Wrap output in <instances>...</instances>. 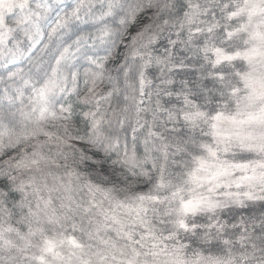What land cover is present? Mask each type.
<instances>
[{
	"label": "snow or ice",
	"instance_id": "1",
	"mask_svg": "<svg viewBox=\"0 0 264 264\" xmlns=\"http://www.w3.org/2000/svg\"><path fill=\"white\" fill-rule=\"evenodd\" d=\"M0 264H264V0H0Z\"/></svg>",
	"mask_w": 264,
	"mask_h": 264
}]
</instances>
